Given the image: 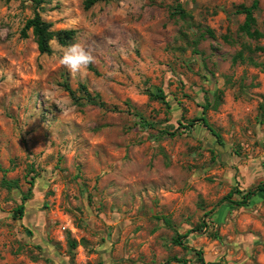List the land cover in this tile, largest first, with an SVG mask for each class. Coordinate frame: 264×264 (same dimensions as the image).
Returning a JSON list of instances; mask_svg holds the SVG:
<instances>
[{"label":"rangeland","instance_id":"1","mask_svg":"<svg viewBox=\"0 0 264 264\" xmlns=\"http://www.w3.org/2000/svg\"><path fill=\"white\" fill-rule=\"evenodd\" d=\"M83 1L0 0V264H264V192L218 204L264 182V0L259 38L252 0ZM34 12L94 63L21 37Z\"/></svg>","mask_w":264,"mask_h":264},{"label":"trees","instance_id":"2","mask_svg":"<svg viewBox=\"0 0 264 264\" xmlns=\"http://www.w3.org/2000/svg\"><path fill=\"white\" fill-rule=\"evenodd\" d=\"M35 4V7L40 5V3L43 0H32ZM101 1H108V0H84L83 1V7L84 9H89L91 6L96 4L97 2ZM259 0H252L251 4L249 6L241 5L239 9L236 11L239 14L244 15V21L240 25V30L244 32L246 35L249 37L253 38H259L262 36V33L257 29L254 28L255 26V17H254V11L258 8ZM183 14V10H179ZM52 24L49 22H46L45 20L42 19L40 14L38 12H34V15L31 18H28L22 29L20 30V35L21 37H27V31L30 29L32 30V33L34 35L36 44H37V49L40 53H51L52 48L50 45V42L52 40H56L58 44L60 45H68L70 44L76 34L75 29H59V30H52L51 29ZM64 87L67 91L70 90L68 84H64ZM85 89V88H84ZM86 93V99L89 103L91 104H98L100 106L103 105V102L99 101L97 95H90L88 91H85ZM153 96L156 99H160L162 101H165V95L163 94V91L159 89L156 93H153ZM207 109V106H204L203 108V116L197 117L188 123V125L191 127L194 125V121H200L203 126H205L208 130L212 132L213 135H215L217 138H219V134L213 129L211 124L208 122L206 116H205V110ZM146 122V121H145ZM144 124H149V123H144ZM167 132V131H163ZM171 134V133H170ZM5 182V181H4ZM9 185V181L6 182ZM31 182H30V187L28 188V191L23 194L21 203L15 208L14 210V215L15 213L18 214V217L21 218L24 213L25 209V202L29 199L31 195ZM259 192H264V182L258 183L256 186L246 190V191H241L238 188H234L231 191H229L222 199L219 201L218 204H222L223 202L228 203V204H236V205H246L249 200L257 195ZM234 194L240 195L241 199L240 200H234L232 197ZM213 209L206 211L205 215L208 216L211 214ZM188 233L182 234V235H177L174 238V242L178 245H182L183 247L187 248V245L183 243V239L187 237ZM197 255L199 256V261L201 264H209L208 262H205L202 257V252L200 250L197 251ZM169 261H175L179 264H189L185 259H182L180 257H171L168 259Z\"/></svg>","mask_w":264,"mask_h":264},{"label":"clouds","instance_id":"3","mask_svg":"<svg viewBox=\"0 0 264 264\" xmlns=\"http://www.w3.org/2000/svg\"><path fill=\"white\" fill-rule=\"evenodd\" d=\"M95 57L81 42H73L64 46L60 64L67 68L73 75L81 74L86 71L88 66L94 63Z\"/></svg>","mask_w":264,"mask_h":264}]
</instances>
